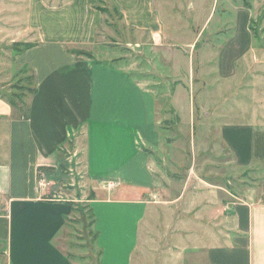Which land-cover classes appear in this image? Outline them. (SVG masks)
<instances>
[{
	"label": "crops",
	"instance_id": "1",
	"mask_svg": "<svg viewBox=\"0 0 264 264\" xmlns=\"http://www.w3.org/2000/svg\"><path fill=\"white\" fill-rule=\"evenodd\" d=\"M109 2L120 15L123 37L128 33L141 38V42L124 39L126 44L165 47L169 35L154 0ZM96 3L69 0L58 8L32 0L29 25L39 40L16 60L33 69L37 93L21 119H14V110L0 99V119L9 122L8 153L0 163V198L6 200L0 210V259L6 257L8 264H73L58 242L74 213V203L43 197L38 174L44 170L41 168L66 164L69 141L82 133L95 195L89 204L97 220L100 264H133L140 227L152 207L149 196L156 168L144 150L154 149L160 134L158 99L113 60L70 53L72 48L116 38ZM246 26L244 21V31ZM246 36L237 53L238 64H227L223 58L211 70L214 61L209 56L214 52L208 49L201 63L208 66L205 75L218 74L226 82L220 92L222 99L231 92L234 80L244 81V96L239 98L244 121L224 125L222 140L240 168L260 166L264 170V113L244 100L251 98L259 107L263 104L256 98L263 78L251 73L245 78L238 68L247 71L240 64L253 47L250 35ZM236 44V39L230 41L225 51ZM254 64L262 71L263 61ZM235 198L232 217L223 220L227 230L220 237L212 233L207 243L206 264H264V186Z\"/></svg>",
	"mask_w": 264,
	"mask_h": 264
},
{
	"label": "rangeland",
	"instance_id": "2",
	"mask_svg": "<svg viewBox=\"0 0 264 264\" xmlns=\"http://www.w3.org/2000/svg\"><path fill=\"white\" fill-rule=\"evenodd\" d=\"M40 1L59 8L69 0ZM154 1L169 35L165 47L126 44L124 39L133 41L134 35L125 32L124 38L120 15L109 0H97V8L106 10L107 23L116 38L76 50L81 51L79 57L111 59L120 64L158 99L160 134L150 151L156 168L155 186L149 196L152 207L141 224L133 264H206L212 233L220 237L227 230L223 220L232 217L236 196L264 186V170L260 166L240 168L222 140L224 125L244 121L239 112L244 81L234 80L231 92L222 99L220 92L226 82L218 74L205 75L209 74L208 66L201 61L208 49L214 52L209 56L214 61L209 69L221 64L223 58L227 64H238L237 53L246 34L250 35L252 50L240 63L247 71L238 68L245 78L250 73L263 78L256 97L263 104L259 107L251 98L244 100L264 113V67L260 72L254 68L258 60L264 62V0ZM31 5L32 0H0V94L27 103L33 87L31 69L17 62L16 50L20 44L38 43V33L29 25L34 9ZM244 21L248 22L246 34ZM234 39L236 46L225 51ZM134 41L141 42V38ZM8 131L9 122L0 119V163L7 157ZM84 137L82 133L79 139L69 141V160L49 172L42 195L74 203V213L58 244L72 257L73 264H98L96 226L88 210L93 192ZM5 202L0 198V210ZM0 264H8L6 257H1Z\"/></svg>",
	"mask_w": 264,
	"mask_h": 264
},
{
	"label": "trees",
	"instance_id": "3",
	"mask_svg": "<svg viewBox=\"0 0 264 264\" xmlns=\"http://www.w3.org/2000/svg\"><path fill=\"white\" fill-rule=\"evenodd\" d=\"M99 10H101L103 13L106 12V10H104L103 8H98ZM116 13V9L114 10ZM37 43H30V44H20L19 45V49L18 51L16 50L17 52V56L26 52L27 50L33 48L34 46H36ZM70 53L76 55L77 57H79L81 54V51L79 50H76V49H71L70 50ZM88 58V57H87ZM90 58V57H89ZM29 67V66H28ZM31 69V81L33 83V87L31 88L30 90V93H31V97H33L36 93H37V88H36V85H35V73L33 71V69L31 67H29ZM16 97L15 96H8L7 94H0V99L5 101L8 105L11 106V108L14 110V115H13V118L14 119H21L22 116H23V113L24 111L29 107V103L25 102L24 100H17L15 99ZM144 152H146L147 154L151 155L152 152L148 151V150H144ZM64 165V164H63ZM41 169H44V170H52L54 168H41ZM95 199V195L93 193L92 197L90 198V201L94 200ZM62 202V201H61ZM88 210L91 212L92 214V217L94 219V224H96V217H95V214L93 213L92 209L90 208V206H88ZM98 236H99V233L98 231L96 230V234H95V243L97 245V239H98ZM101 256H102V251L99 249L98 250V264H100L101 262ZM70 260H72V257L69 255L67 256Z\"/></svg>",
	"mask_w": 264,
	"mask_h": 264
},
{
	"label": "built area",
	"instance_id": "4",
	"mask_svg": "<svg viewBox=\"0 0 264 264\" xmlns=\"http://www.w3.org/2000/svg\"><path fill=\"white\" fill-rule=\"evenodd\" d=\"M38 184L40 186L41 191L47 187L48 180H49V172H46L44 170H39L38 174Z\"/></svg>",
	"mask_w": 264,
	"mask_h": 264
}]
</instances>
